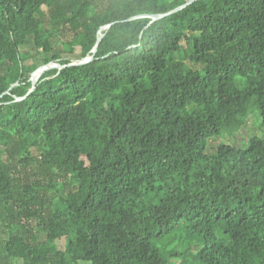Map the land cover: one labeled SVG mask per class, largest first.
Here are the masks:
<instances>
[{"label":"trees","instance_id":"16d2710c","mask_svg":"<svg viewBox=\"0 0 264 264\" xmlns=\"http://www.w3.org/2000/svg\"><path fill=\"white\" fill-rule=\"evenodd\" d=\"M186 1L0 0V264H264V0Z\"/></svg>","mask_w":264,"mask_h":264},{"label":"rangeland","instance_id":"374dc122","mask_svg":"<svg viewBox=\"0 0 264 264\" xmlns=\"http://www.w3.org/2000/svg\"><path fill=\"white\" fill-rule=\"evenodd\" d=\"M63 36H60L58 34H55L52 38V42L54 45V48L56 50L62 49V40ZM22 50L29 51L33 57L29 60L30 62L36 61L42 66V57L46 56L45 54L37 51L32 45H28L22 48ZM62 55L64 56H73L66 54L62 52ZM261 120L260 116L257 111H250L248 117L245 120V123L241 127H232L227 132H222L218 137H214L209 141L207 151L214 150L220 143H226L230 144L232 146L238 147V148H246V145L248 143V140L251 136H260L264 138V129L260 127ZM32 151L35 156L40 155V149L37 147L32 148ZM34 172V169L32 167H28L27 170V176L28 178L34 179V175L32 174ZM24 175V174H23ZM38 178L39 176H35ZM220 235H218V238ZM6 238V235L4 232H0V239ZM192 241L194 242V245L192 246L193 249L198 248L199 246H202V239L196 235V234H190L185 230V225L181 224L180 226L176 227L174 232L164 238L162 242L158 243V246L166 253L169 250H172L176 248L177 250H184L188 243ZM58 244L60 247L64 245V239L58 240ZM182 244V245H181ZM169 257V256H168ZM169 259L174 262L175 264H181V258H170ZM17 264H23L21 260L16 261Z\"/></svg>","mask_w":264,"mask_h":264},{"label":"water","instance_id":"95a60500","mask_svg":"<svg viewBox=\"0 0 264 264\" xmlns=\"http://www.w3.org/2000/svg\"><path fill=\"white\" fill-rule=\"evenodd\" d=\"M193 1H195V0H187L185 3H183V4H181V5L177 6V7H175L174 9H172V10H170V11H167V12H164V13L153 14V15H151L152 20H155V19L160 18V17H162V16H165V15H167V14H170V13L176 12V11L182 9L183 7H185L186 5L190 4V3L193 2ZM101 36H102V35H101ZM101 36H99L98 41H99V39H100ZM98 41H97L96 45L94 46V48H93V50H92L93 53H95V51H96V46H97V44H98ZM92 57H93V54L90 55V56H87V57H85V58H83V59L76 60V61H72V62L68 63V65H78V64H83V63H86V62L90 61V60L92 59ZM64 66H65V65H60V64H58V63H48V64H45V65H42V66L37 67V68L32 72V74H31V82H32V86L30 87L28 93H29L30 91L33 90V88H34V86H35V84H36L38 78L41 76L42 72H43L45 69L52 68V67L62 68V67H64Z\"/></svg>","mask_w":264,"mask_h":264}]
</instances>
